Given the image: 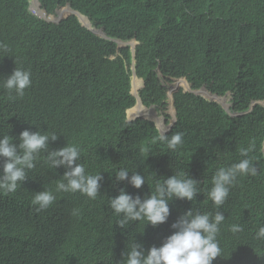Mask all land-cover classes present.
Returning a JSON list of instances; mask_svg holds the SVG:
<instances>
[{"label": "trees", "instance_id": "trees-1", "mask_svg": "<svg viewBox=\"0 0 264 264\" xmlns=\"http://www.w3.org/2000/svg\"><path fill=\"white\" fill-rule=\"evenodd\" d=\"M0 264H264V0H0Z\"/></svg>", "mask_w": 264, "mask_h": 264}, {"label": "water", "instance_id": "water-1", "mask_svg": "<svg viewBox=\"0 0 264 264\" xmlns=\"http://www.w3.org/2000/svg\"><path fill=\"white\" fill-rule=\"evenodd\" d=\"M134 76H135V74H134ZM183 80H184V79H183ZM184 81H185V80H184ZM185 82H186V81H185ZM178 88H179V85L176 86V88L174 89V91L178 90ZM186 89H187L188 91H191V93H193V94H195V95H198L199 92H200V93H203L205 96L208 97V99H209L210 101L217 103L218 105H220L221 107H223V109L226 110L227 113H229L227 106H224V105H223V102H224L223 98H220V97H218V96L215 95V94H211V93L207 92L204 88H201V89H199V90H197V91L191 90L189 87H186ZM139 100H140V99H139ZM140 102H141V101H140ZM170 104H171V106H172V108H173V102H172V100H170ZM141 105H142V104H141ZM174 115H175V114H174ZM139 118H140V117H139ZM142 119H143V118H142ZM161 123H162V120H161ZM161 123H160V127H161V125H162ZM158 127H159V126H158ZM167 128H168V127H167ZM159 130H160V132H161L163 135L166 133V130L162 129V127H161Z\"/></svg>", "mask_w": 264, "mask_h": 264}, {"label": "rangeland", "instance_id": "rangeland-1", "mask_svg": "<svg viewBox=\"0 0 264 264\" xmlns=\"http://www.w3.org/2000/svg\"><path fill=\"white\" fill-rule=\"evenodd\" d=\"M130 45V46H129ZM128 46L130 47V48H132L135 44L133 43V42H131L130 44H129ZM133 49V48H132ZM131 49V50H132ZM131 76H132V74H131ZM180 82V81H179ZM141 83V82H140ZM142 85V84H141ZM140 85V86H141ZM139 86V87H140ZM179 86H182V83L180 82L179 83ZM185 87V86H184ZM187 87V86H186ZM132 93H133V95H134V97H136L137 98V96H138V92L135 94L134 93V90L132 89ZM198 95L200 96V97H202V98H205L206 100H208V101H210L209 99H208V97H206L203 93H198ZM167 104H168V111L170 112V114L172 115L173 114V112H172V108H171V105L169 104V100H168V102H167ZM223 105L224 106H227V108H228V104H227V100H224V102H223ZM148 110H150V109H148ZM151 110H153L154 112H155V114L157 115V117L159 118V119H161V120H163L162 119V116H161V114L158 112V110H155L154 108H151ZM158 125H159V123H157Z\"/></svg>", "mask_w": 264, "mask_h": 264}, {"label": "clouds", "instance_id": "clouds-1", "mask_svg": "<svg viewBox=\"0 0 264 264\" xmlns=\"http://www.w3.org/2000/svg\"><path fill=\"white\" fill-rule=\"evenodd\" d=\"M182 80H183V78H179L178 80H175V81H173V83L172 84H170V86H169V89H168V91H167V96H169L170 97V95L173 93V92H175L174 91V89L176 88V86L177 85H179L178 84V82L180 81V82H182ZM184 81V80H183ZM185 82V81H184ZM186 83V82H185ZM186 86L188 87V85H187V83H186ZM181 86H179V88H180ZM178 88V89H179ZM186 88V87H185ZM177 91V90H176ZM169 100V104H170V100L171 99H168ZM142 107H143V105H142ZM145 108V107H144ZM146 109V108H145ZM161 124H163V123H161Z\"/></svg>", "mask_w": 264, "mask_h": 264}]
</instances>
